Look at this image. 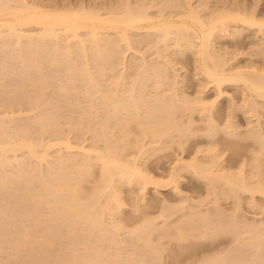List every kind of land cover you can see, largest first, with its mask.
<instances>
[{
	"label": "bare ground",
	"instance_id": "6f19581e",
	"mask_svg": "<svg viewBox=\"0 0 264 264\" xmlns=\"http://www.w3.org/2000/svg\"><path fill=\"white\" fill-rule=\"evenodd\" d=\"M33 1L31 0L30 2L28 0H0V90L1 91L2 90H7V91L15 90L16 91L17 89H23V88L30 87L27 85H30V84L32 85L31 86V88L33 87L32 90H35L34 91L35 94L33 97L34 100L32 102L34 103V105H32L31 103L30 105H28L27 103L29 102L23 101L24 99L22 100V102H25V104L21 102L24 105L27 104L26 105L28 106L26 107L27 109H29L32 106V109L35 110V112H33L32 109L27 110L29 112L34 113V114L28 113L30 115L32 114L31 117L27 116V118H25L26 116L22 115V117H24L26 120L29 117L31 118V119L29 118V121L27 122L30 123L33 121L39 124L41 130H44L48 126H49V129L51 130L50 127H52L53 124L54 125L59 124L60 126V122L57 119L60 120L61 118H63L62 114L66 110L67 111L70 110L69 109L70 107L67 108V106H70V104H74L71 106H75V103L78 102L77 104L80 106V108L75 106L77 107V111L81 109L82 112L85 113V111H83L84 108L81 107L82 105L80 104H83V105L84 103L87 104L85 102L87 101V102H90L89 103L90 105H88L87 107L88 109L87 112L89 113V115L91 113V115L89 116L92 119L89 121L91 125H92V122L96 124L97 119L101 118L99 117V115L96 116L97 115L96 112H99V110H101L100 116L104 115L103 116L104 119L103 117L101 118L103 119L102 122L100 120L102 125H99V126H104L107 129L109 128V130L111 128V130L114 129L115 131L119 129L118 133L120 134L115 132L116 134H118V136L116 134L115 135L113 134L114 133L113 130H112V133L109 130L107 133V129H106V134H108L107 141L108 140L109 142L112 141L110 140L109 136L113 134L114 137L115 136L117 137V138L115 137V139L117 140L119 139V143L120 144L122 143L120 146L122 147L124 146L123 142L125 141L123 140V142H120L122 141V139H120L121 137H123L126 140V138H128L129 136L132 139L133 136L136 135V138H135L136 142L132 144L131 140L129 139L130 142L127 140L128 142L126 141L125 144L126 143L132 144L130 146L131 147L133 146L132 148L136 147L135 151L136 149L138 150L136 155H138V152L139 153L141 152L140 154L142 155L143 151L146 149V146L148 147V145L150 144H153L152 151H154V153L156 150L169 151L170 150L169 148L173 147L175 144H176L175 147L178 146L179 149L181 148V150L185 149V147L188 146L187 143L190 141V139H193L192 137H194V135L196 133L198 134L199 132V131L198 132L196 131L198 130L196 129L198 127H194V124L196 126V124L198 123V122L197 123L195 122V117H194V114L196 112L198 115L201 116V118L199 116L197 117V119L199 118L198 119L199 121L200 119L201 121H205L203 123L204 124L206 123V126H205L206 132H208L207 137L209 136L210 139L215 140L219 132V129H224L226 130L227 133L232 134V135H235V134L240 135V131L238 132V129L242 128L243 126L239 124V122L236 120L237 118L235 119L237 121L236 122L234 120V117H235V112L238 111L239 109H242L245 111L246 114L249 115V117L250 116L252 117V115L257 116L256 119L258 118L257 119L258 121L253 120V122L251 123L250 120H247L246 125L249 127L247 129L246 128L247 126H246L243 129H246L245 133H248V132L249 133L251 132V133L249 135L246 134L248 137L244 135L245 133L243 134L241 133V135H244V137H247V139L249 138V136L251 137L253 136L252 140L257 138L258 141L261 143L260 145L258 141H256L257 139L255 140L258 143V146L261 147L260 150L262 149L264 150V126L262 125L264 124V69L262 68V71L258 70L257 68H256L257 70H253L252 69L253 67L250 68L252 66L251 64H253V63L250 64V60H248L249 63L247 62L246 64H244V65L250 64L248 68L242 67V62L239 63L241 64L239 65L235 58L237 54L240 52H238L237 54L236 53L233 54L234 59H235L234 62L236 61V63L239 66H241L239 67L235 63L238 66L236 67V65H233L232 63L233 62L232 56L229 55L231 58L227 56L230 53H226L227 55H225V52L220 53V50L228 51L226 48L229 49V47H224L223 49H220L217 52L216 48L217 47L219 48V46L215 45L216 43L215 41H217L219 38L221 39L222 37L223 38L227 37L228 39L229 37H231V39L234 38V39L242 40V37H244V32L247 30H250L254 34V37L251 36L252 38H250L251 39L250 41L252 42V39L253 38L255 39V37L256 39L259 38L258 41L259 40L261 41L260 46L261 47L264 46V19L262 18L260 19L258 15H256L255 10L257 9L252 10L253 8L252 6H250L252 7L251 9L248 7L250 5L249 3H248L249 5L247 6V8H249V11H246L244 10L245 8L239 9L243 2L241 0H240L241 1L240 6L238 5L235 6L236 5L235 3H234L235 5H233V3L232 4L230 3V6L233 5L232 7L234 6L239 7L238 9L236 8L233 9L232 7L227 8V6L223 7L227 1L223 4V6L221 4L223 8H221L220 6H217L218 3L215 5L212 2V4L215 5L214 8L213 7L212 9L210 8L208 10L209 12H206L203 14L201 13L203 10L200 11V9L203 7V4L205 3L203 2V0H202L203 4L200 5V2H198L197 0L199 4L197 3V5H195V6L200 5L201 7L200 9L199 7L198 8L194 7L191 1H187L188 3L187 8L184 10H179L180 3L177 0H171V1L172 2L174 1V4H175V1L178 2L179 5L176 4L178 9H176L177 7L173 5L172 3L171 8H169L170 10L167 9L168 8L167 6H170V3L169 5L168 3L167 5L165 4L167 0L163 2V4L166 5L165 9L167 10H164L163 8L164 6L161 3L162 0H159L161 2L158 1V3L162 4L163 6V7L161 6L162 9L161 7L160 9L158 8L155 9V6L157 5L155 4L156 0L155 1L154 0H134V1L130 0V1H125L126 3L123 2L126 8H124L125 6L120 5V4L118 5L117 3V5L115 6H120V8L122 9L120 10L119 7H116V9L118 8L117 9L118 11H115L116 9L115 10L113 9L115 7H113L112 4L111 6L113 8L111 7L110 8L111 10L108 9L109 6L107 7L106 5H102L104 6L103 8H105L106 6V8L108 9V11L107 10L105 11L106 9L105 8L103 11L102 8L99 9V8L91 7L90 4L88 5L89 2L87 3L84 0L82 1L87 3L88 6L85 4H82L84 2L80 4L77 3L78 4L77 5V4H74V2L72 3L71 1L68 4L66 3L63 4L62 3L63 1L61 2L62 4H57L56 3L57 1H53L55 2V4L53 2L52 3L48 2L52 0H48V1L45 0L46 3H39L38 2L39 0L38 1L36 0L37 2H35V0ZM42 2H44V0H42ZM64 2H67V1H64ZM127 2L130 3L128 4L129 6L126 5ZM94 4L97 7H102V6L96 5L95 2ZM94 4L92 6H94ZM113 4H116V3H113ZM161 4H158L157 7H159V5ZM244 5H246V2L241 7H245ZM210 6L208 3L203 9L205 10L206 7L208 8ZM247 38L249 37H245L246 40ZM254 42L255 44L258 43L257 41H254ZM251 44L252 46L250 45V43L247 46H250L252 48L253 42ZM257 45L259 44H256V48L257 50H259V48L261 47L258 46L259 47L258 48ZM124 47H126V50L132 49V51H136V49H139L137 47L143 48V51L145 50L146 53L144 52L139 53L141 49L137 50L138 52L136 51L134 53L135 54L139 53V55L144 53L143 55L145 57L149 55V53L147 52H151V54L153 53L152 51H148L152 48L154 50V53H156L155 54L156 57L158 56L159 58V59L157 58L158 60L154 59L155 61L154 60L148 61L147 57L146 59L143 57L141 58L142 62L140 63H138V61L128 62L130 64L129 66L130 68L127 66L126 63H125L126 64L125 65L126 68H125L123 64L122 72L124 71L123 73H125L126 71L127 73V74L125 73L126 76L129 74L128 71L130 72V70L137 69L136 71L135 70L134 71L136 73L139 72L138 75H135L136 73L135 74L133 73L134 75H132V71L130 72L131 73L130 76L132 75L133 77L134 76L138 77V78L131 77L133 80L135 79L133 82V87H128L130 85L127 86V84L132 83L130 82L131 78H130V81L128 80L130 83H128L126 81L127 77L123 73L121 77H119L121 72L118 75L117 73L119 72H117L114 75L116 78L118 77L117 81L119 79V82H116V79H114V77L112 78L114 79L112 81L110 76L106 73L109 70L103 71L105 69L106 70L110 69L111 67L109 66H112L114 70L112 69L111 73H115L116 71L115 67L118 64H119L118 66H121V64L124 63V58L126 57H124L125 55L123 56V54H126L125 53L126 50L125 51L121 50ZM250 47L248 49H250ZM146 48H150V49L146 51ZM248 49H246L245 52ZM253 49L254 47L251 50ZM260 50L263 53L264 51L263 48H261ZM254 51L255 49L253 50V52ZM187 52L188 54L189 52L192 53L190 55L191 56L193 55L194 57L196 68L200 70V72L203 74V76H205V78L209 81V83H213L219 95H222V93L224 95V91L226 90L224 88V85L229 82H230L229 85L231 84V82H234L235 84H237L236 86L241 85L242 87L240 90V93H243L245 96L243 94L242 95L239 94V96L241 95L240 98L244 96L243 97L244 99L242 98L244 102L242 101L243 103L241 105L243 108L240 106L241 100L240 102L236 104L237 99L236 101L233 99L232 103L235 102V106L237 105L238 110L236 109V107H235V110L233 109L234 107L230 109L228 107L229 106L232 107V106L226 105L227 108L229 109L228 112L226 111L228 113L227 114L228 119L231 118L233 120L230 122H226L223 128H220L221 123H217L218 119L220 118H219V114H215L217 113L215 112L216 110L215 107L217 104L216 100L208 101L204 97L205 95L204 96L202 95L203 94L202 92H206L207 89L206 90L203 89L206 87L203 85L204 86L202 88L203 90L201 88L200 90H197L196 93L198 94L195 93V95H197L196 97L195 95L189 96L187 94L189 91L184 93V89L182 87H184L185 85H183L182 87L180 85L183 79L180 78L182 74L179 75L178 71H181L180 69L184 68L185 64H183L184 66L182 68L180 67L179 69L180 65H177V64H182V63L179 59L177 62L176 58L179 57L178 55L183 56ZM234 52H232L231 50V53H234ZM248 52L249 54L251 53L250 51ZM248 52H246V54ZM257 52L258 51H256V53ZM259 53L257 55L253 54V57L256 55V58H258ZM262 53L260 55H262ZM143 55H140V56H143ZM122 56H123V59H122ZM191 56H188V57H191ZM81 57H85L83 58L85 62L81 59ZM249 57L247 56V58ZM253 57L251 55V58ZM137 58L138 59H135V60H139L140 57H137ZM153 58H151V60ZM122 60L123 62H121ZM79 61H83L84 64H81L83 62H80L81 64L80 65ZM256 64H259V63L257 62ZM253 65L255 69L256 65L255 64ZM91 66L92 68L94 67L92 71H95V70L97 71L98 69H99L98 71H101V72L97 71L98 72L97 74L95 72L96 76L98 75L100 77L101 76L100 73H102L101 77L105 78L107 74L109 76L108 78L111 79L110 83L112 82V85L114 82L116 83V84L114 83L116 88L115 87L112 88V86L110 88L109 86L110 83L108 82L109 80L106 83L105 81L104 83H100V82H103L102 79L100 80L101 77L99 78L97 76L99 78V81H98V78L94 80L95 74H92L93 72L90 73L92 69L90 68ZM262 66H259V67H262ZM127 67L130 70H127ZM168 69L173 70L174 77H172V72H171V77H170V74H169L170 72L168 73ZM176 71L178 73H176ZM197 72L199 73V71ZM184 73H185V70H184ZM77 74L81 75L84 78V79L82 78L83 79L82 81L84 83L82 81L79 82L78 78L81 76L78 77ZM76 76L78 77L77 79H76ZM183 76L185 77V75ZM89 78L90 79L92 78L94 81L91 79L92 81L90 82ZM121 78L123 82L120 81ZM197 78H199L198 74H197ZM53 80L55 81V84H56V81H59L58 82L59 85L55 87V84H53L54 83ZM87 80H89V82ZM76 81L77 83L78 82L80 83L79 84L80 86L79 85L76 86L77 85ZM95 81H97V83L99 82V84L95 83ZM124 81L127 82L126 90L128 91L130 89L129 90L130 92L128 91L130 93V94L128 93L130 95L129 97H128L126 90H124L125 94H123L122 92V90L125 88ZM120 82L124 83L122 84L123 86L122 90L120 89L121 87L116 86L118 85L117 83H119L120 85ZM66 83H69L71 87L70 85H67ZM94 83L100 86H102L101 84H103L102 87H104V85L108 83L107 86L109 88H105V89H109V90L111 89V90L107 91L102 88L104 90L103 91L100 89L101 87L96 89L98 86L96 87ZM183 83H185V81ZM73 84H76V85H73ZM86 84H89L87 85L88 87H92V86L96 87V88L92 87L93 90L94 89L96 90L95 91L90 90L92 88H87V86H84ZM167 85H170V86H167ZM53 86L56 89L52 88ZM161 86L169 87L170 89L174 88L173 93L169 92L170 91L169 88H168L169 91L166 90L167 88L166 89L163 88L161 90L162 88ZM178 86L179 88L177 89ZM117 88H119V90L121 91V94L120 92H115L116 90L114 91V89H117ZM30 89H26L28 90L29 94L33 93L31 92L32 90L30 91ZM53 89H55V92H57L55 96L59 97L60 95H57L59 93L63 97L65 96L63 100L61 99L62 102L59 101L60 98H62L61 96L60 98H58L59 100L57 99V97L55 98V96L53 98L48 96L49 94L48 91L53 92L54 94ZM152 89L154 91L156 90L155 93L152 91ZM23 90L22 91L20 90V92L22 93ZM26 90L24 91L26 92ZM15 91L14 93H16ZM166 91L168 92V94ZM10 92L13 93L12 91ZM17 92L19 91L17 90ZM7 93L5 92V94ZM11 93H8V94L11 95ZM71 93L73 94L78 93L77 94L78 97L75 96L76 94L74 95L75 96L74 98H76V100L78 98L79 99L85 98L84 103L82 101H81L82 103L80 102L81 99L75 102L74 98L70 97ZM79 93L81 94L79 95ZM225 93L227 95V91ZM230 93L231 92L229 91L228 97H230ZM64 94H67V96L69 95L68 99L70 102H72L71 100H74L75 102V103L67 102L68 105L67 104H66L67 106L65 105L66 110L62 109L65 107L64 106V103H66L65 101L68 100L66 98V95ZM184 94L185 95L187 94V96H185ZM7 95L6 97L9 98V95L8 96ZM82 95H84V98L82 97ZM125 95H127L128 98L125 97ZM0 96H2V93ZM30 96H33V94L28 95V97ZM86 97L87 98L89 97V98L87 99ZM178 97L179 99L180 98L181 99L179 100ZM233 97H231L230 99H232ZM8 98L7 100H9ZM10 98H12V96ZM24 98L26 99L27 97H24ZM33 98L30 97V98H27L30 100H27V99L26 100L31 102ZM2 99H3V96L0 100ZM4 99H5V96H4ZM52 99H54L55 101L56 108L59 107L58 109H55V110L58 111L61 109L60 110L61 112L64 111L62 113H60L59 111L62 117L55 119V121L57 120L56 121L57 124H55L56 122L53 120L54 118L52 119L53 115L51 113V110L54 109L52 107L55 106L54 104L53 106L51 105L54 102L52 101ZM94 100H96V102ZM5 101L6 99L4 100V102ZM14 101L16 102V98ZM0 102L3 103V100ZM15 102L13 104H15ZM17 102L15 104L16 106H17ZM59 103L63 107L61 106L60 108V106H58ZM97 103L99 105H97ZM5 104H9V103L5 102ZM5 104L2 106H5ZM13 104H10V105H12V107H16ZM46 104L48 108L44 109L42 105L45 106ZM12 107L10 106L9 108V106L7 105L4 109V107L0 106V181H1L0 187H3L2 184L5 183L9 188V185L11 183L8 184V182H14L13 181L14 179L11 177H14L15 175L16 176L14 178L17 179L16 180L17 185H15L14 187V184H16V181H15V183L11 184V187L16 188V186H18V184L21 185L22 184L21 182L23 181V184L25 185L24 190L22 188H19L20 185L18 186V189H22L20 191H23L24 193L22 194L24 195H23V198L21 197L22 199L20 200L19 198L21 195L19 194L20 195L19 196L17 194L19 196L17 198L18 199L17 202L19 200L21 202H24L23 206L21 205V202L20 203L18 202V203L27 212H25L26 214L23 213V215H25V217L23 216L24 218L23 220L22 215H21L22 213L21 211H23V209L19 208L21 210L20 213L18 212V210L14 209L18 207L17 205H19L15 201V198L17 196L15 197L14 194L18 193L16 192V190L12 192L13 190L11 191V189L9 188L11 191V192L9 191V193L10 194L12 193V195H14L13 197L12 195L10 196V198L12 197L11 198L12 201H10L12 203L8 202L6 204L5 201H9L11 199L4 196L5 198L1 200V197H0V200L3 201L2 202L3 205H0V236L5 234L6 236L4 235L5 238L3 236V240L4 239L7 240L8 237L11 235V237L7 241L8 244L4 242L5 240L3 241L2 239H0L4 242V244H2V241L0 242L1 243L0 253L1 252L2 254L4 253L5 251L4 249L6 248H3V247L5 246L6 247L8 246L5 252L8 251L7 253H9V250H10V253L13 252L12 254H10L11 255L10 258L5 257V256H8L7 253H5L6 255L3 254L1 259L5 257V260L7 259L6 262H8L9 259L14 260L12 261V263L14 264H163L164 262H166V261L163 262L162 260L165 258V256L163 255H166L163 251L166 250L167 247L163 244L165 240L162 242L160 241L168 237V242L173 246L170 247L168 245V247L170 248L169 249L167 248V249L171 251V248L172 250L174 248V250L177 252L176 255L180 254L184 256L186 259L184 262L181 261L182 263L179 260L178 263L180 264H242V263L244 264V262L245 264L249 263L248 262L249 260L247 258H246L247 262L245 260V256L249 258L248 255H245L246 250L244 253L243 252L244 247L243 248L241 247L243 245H245L246 247V244H248V241L240 238L241 236L239 234L240 232L239 233L237 232L238 230L237 231L235 230V232H231L234 234L237 232L236 234L237 235L239 234L238 236H236V234L235 235L232 234L233 237L231 238V243H232V240L234 241L237 240L239 242L240 239H242L243 243L240 241L239 247L241 248L240 251L243 252V255H241L242 254L241 252H239L240 253L239 254L238 251L236 252L239 255L238 254H235L237 256L232 255L231 253L232 249H229L230 247L229 248L226 247L227 250L226 248L221 249L219 247H218L219 249H216V247H214L213 249L208 248L207 250L208 253H206L207 252L206 250H199L197 252V250L200 248L198 247V245H196L198 243V240L195 242V240L197 239L196 236L201 237L202 238L201 240H203L205 237L209 235L207 239H210L211 235L217 233L216 231L220 229V228L218 229V227L216 226V225L219 226L220 223L214 220L213 222H211V219H207L206 214L201 211L203 214L201 218L203 216L205 217V218H202L201 220H204L207 223L205 224L204 221H202L203 225L204 224L205 225L204 226L202 225L201 227V222H200V227L197 226L196 221L199 220L198 218L199 215L197 217L198 210L196 212L195 209L198 207L199 204L197 203L199 202L200 199L197 200L196 198V201H194L195 203L197 202L195 206V203L192 201V199L195 197H192V199H190L189 195L186 196L184 191L181 189L182 187L180 183L182 182V179L185 177L184 176L185 172H189V173H192L197 178V180L199 179L203 181L205 185H207V188H208L207 192L211 194L215 193V196L220 195L219 197L221 198L224 195H226V197L228 196V198L232 195V197L235 196V199H238V197H240L241 192H250L251 195L253 196L258 193L264 196V189H263L264 184H262L258 180L259 184L256 182L254 183L260 186L258 185L255 186V184L252 181L256 176L257 177L259 176L258 178H260L261 176L262 169L260 170L259 167L261 165L260 163H262V160L259 157L254 159L257 153L256 154L254 153L255 156L253 155L254 157L250 161V162L253 161V163L255 164L254 166L255 170L254 168H252L254 164L251 163L252 164L251 171L254 170V172L247 171L249 172V175H247V173L244 174V173L238 172L239 173L238 175L233 176L230 173L223 172L225 166L223 168L222 166L223 164L221 163V160L219 159L220 154H218L217 149L215 147L212 148L213 150H215L213 152V155H210V154L208 155L207 151L211 149L210 146L212 145L210 146L208 145L205 151L203 149L202 157H201L202 154L200 156H197L200 153V149H202V148L198 149L200 147L199 146L197 147V149L199 150L198 154L193 156L191 159H187V160L181 159L178 162H177L178 159L174 160L177 163L176 164L174 163L175 165L173 164L174 167H172V170L168 175V178H167L168 181L166 180L165 182H168L167 184H170L174 188L173 189L170 186L173 190H175L174 192L178 194L179 197H181V198H178L180 204L172 205L174 203H173V200L171 199L170 203L171 202L172 203L170 205L169 203L170 198L168 199V198H165L164 196L163 200L168 199V203L166 202V200H165V203L161 200L163 202V204L161 203L163 206L161 208L163 209H161L162 211L159 213L161 215L158 214L154 217L147 216L150 218H147L145 216L146 217V218L144 217L145 220L143 219L144 222L142 223L138 222L137 226L135 224V226L131 228L129 227L130 229L128 228L129 230L127 229V231H125L126 229L124 228L125 227L124 222L122 221L123 224L120 222L123 217L122 218L120 217L121 219L119 218L120 221L114 220L116 216L117 217L115 219H117L120 216L117 214L121 213L122 211L121 209L124 204L123 199H121L123 196L121 197V194H120V192H122L121 187H123V185H126V184L130 185L131 187L133 185L134 187V184H137L138 186L137 185L136 186L138 187L139 190L136 191V194L139 193L138 196H140V199L142 198L146 200L147 196L145 197V195H147L146 191L148 189L150 190V188L153 187V189L155 188V191L158 190L157 192H155L158 194L159 185L161 188V185L164 184L162 179L159 180L158 178L156 180L155 177L150 176L151 174L145 171L146 168L144 169V166L141 165L142 163L141 164L140 162L138 163V159L140 160L141 158V157L138 158L140 154L138 155V157L136 155L132 154L133 155L132 156L130 154L131 158L129 159L128 157L127 159V157H125L124 154L128 153L127 152L128 149L126 150L125 153L122 152L124 151V148L127 146V144L123 148H119V145H115L116 144V142L114 141L115 139L113 140L115 144H113L112 142L111 143L112 145L109 142L108 144L106 140L104 143H102V141H104L103 139L104 138L106 139V137L104 136H101V138H103L101 143L102 144L106 143V145H104L105 147L103 146V148L93 147L90 145H89L90 147H87V145L85 146L84 144H82L83 143L82 138H81L82 143L80 142L81 143L80 145L78 143H77L78 145H76L75 143L74 144L71 143V141L70 142L67 141L66 137L64 138L65 140L62 139L64 136L60 137L61 139L57 137L59 138V140L56 139L57 141H55L54 139H52V141H48L51 139L50 138L47 140V142L45 141V143H42L44 142L42 140L41 142L36 143L34 138L32 137L34 133L32 132L33 128L25 125L24 123L22 124L23 121L20 118L21 117L20 113H22L23 110H26V109L21 108L23 110H20L19 109L20 107L17 106L19 107L18 109L20 110V111L17 110L20 112L19 113L15 111L16 108L13 109ZM1 108H3L4 110L2 109L1 111ZM94 111L96 115L94 114ZM244 111H243V115L245 114ZM87 112L85 114H87ZM16 113H19L18 114L19 117H17ZM56 113L55 112L53 113L54 116ZM79 113L80 112H77L78 115ZM92 113L96 116V118L94 115H92ZM85 114L83 115L84 116L83 118L89 119L88 117H86L88 115L85 116ZM92 116L96 119L95 122H94L95 119H93ZM68 117H70V114L68 115ZM78 117L81 119V116L74 117V119ZM17 118H19V120ZM64 118L65 119H62L63 122L64 120H67L66 117ZM246 118L248 119V117ZM19 121L20 122L22 121V122L20 123ZM84 121H83V125H84ZM254 121L255 123L257 122L255 126H253ZM27 122L25 121L26 124ZM33 122L31 124L28 123V125L34 126ZM67 122L68 121H65V123ZM70 122L73 125L72 119L70 120ZM81 122L82 121L80 120L79 123L82 125ZM235 122L240 125L239 128H238V124H236ZM65 123H62V125H64ZM68 123L66 125H68L69 127L70 123L69 124ZM90 124L86 125V128L84 127L86 129V132H87V126H88V129H91L93 127V126L91 127ZM81 125H79L80 127L78 126L79 129L77 128L79 131H82L80 130V128L83 127V126L81 127ZM65 126L64 127L62 126V127L65 128ZM94 126L96 127V125ZM99 126L96 127V129L95 127L92 129L93 130L95 129L96 131L98 130L97 128H99L100 130ZM53 127L54 128L52 129L56 130L55 126ZM73 128H76V127H73ZM84 128H82L83 132L85 131ZM229 128H232V130H229ZM49 129L46 128L45 129L46 132ZM69 129L70 131L72 130L71 126ZM200 129L203 130V128H200ZM50 130L49 132H47V134L50 133ZM74 130L75 129H73V131ZM99 130L96 135H93L95 131L91 132L93 135V138L95 136L99 138V136L101 135L99 134ZM240 130L243 132L242 129ZM102 131H103V128L101 127L100 132L102 133ZM83 132H80V133L82 134ZM39 133L37 135H39ZM55 133L56 135L58 134L57 131H55ZM104 133H105V130L103 131V134ZM76 134H78V132ZM106 134L104 135L106 136ZM41 135L43 134H40V136ZM114 137L111 136L112 139ZM133 139H132V142L134 141ZM146 139L148 140L149 144L148 143L146 144L145 142ZM98 140H100V138L97 139V142ZM209 142L211 141L209 140ZM38 143H41V144H38ZM135 143L136 145L137 144L138 145L134 146ZM93 144H94V141H93ZM93 144L91 143V145ZM96 144L98 145V143ZM197 144H201V143H197ZM209 144H212V143H209ZM55 146H59L60 148L58 149L60 150L59 154L56 153L55 155L54 153L51 155V159H53L52 156L55 159V165L50 166V164H46L47 166H49V168H47V166H45L44 164V167L47 168V171L44 172L43 170L45 168H42L43 167L42 164L44 163L43 161L47 160V158L50 157V154H51L50 151ZM40 147L42 148L41 150L39 149ZM149 147L147 149H149ZM154 147H155V150H153ZM120 149H123V150L120 151ZM130 149H129V153H130ZM56 150H57L56 148H55V151L53 149L54 152H56ZM62 150L66 153L61 152ZM263 150L261 151L263 153H262V156L260 157L264 156ZM22 151H23V155L25 156V158L28 157L27 161L29 162L25 160L23 155L19 157V155H21L19 154V152H22ZM210 151L212 153V150ZM257 151L258 150H256V152ZM261 152L258 151V153H261ZM24 153L27 155H25ZM204 153L205 154L207 153L206 155L208 156H206ZM21 159L24 162L26 161V163H30L29 167H27L28 164H26L27 166H25L24 162ZM255 160L257 161L256 163L254 162ZM69 162L70 164H68ZM97 164L99 167L98 168L99 171H101V173H99L101 177L100 176L98 177L96 175L99 179L101 178L100 179L101 181H98V184L96 183V181L91 182L92 180L94 181L96 179L94 177H90L93 174H95L93 173L94 171L93 166L94 165L97 166ZM54 166H57L56 169ZM9 167H11V170L9 169ZM92 168H93V171H92ZM7 169H9L10 171ZM13 170L17 172V173L15 172L14 176L12 175L14 173L11 174V171ZM38 170L40 171V173L38 172ZM41 170L46 175L42 174L43 172ZM47 172L49 173L47 174ZM236 173H234V175ZM7 174L9 175L7 176ZM91 178H94V179H91ZM7 179H9L10 181ZM87 179H88V183L89 181L91 184L93 183L91 185L92 186L91 188H89L90 186L88 187L87 184H86L87 185L86 187L84 188L82 187L83 183L87 181ZM18 180L20 181V183L18 182ZM249 180L252 181V184L250 183ZM3 181L5 182L3 183ZM87 187L89 188V190L86 189ZM5 188L8 189L7 187ZM3 190L2 188H0V191H3ZM157 194H154V195L157 197ZM132 195L136 197L134 194V191ZM103 196H105V198H103ZM219 197L217 198L218 202H220ZM6 198L7 200H5ZM140 199L138 198V200ZM149 199L150 198H148L147 201H149ZM189 199L193 203L190 202V205L188 206L187 201ZM14 202H16L14 204V206L16 205V207L12 205ZM150 202L152 203V200ZM183 202H186V203H183ZM151 203L148 206H151ZM7 205H10L11 207ZM146 205L147 203L144 204L143 206L145 207ZM185 205L186 207L187 206L188 207L186 208ZM24 206L26 208H24ZM181 206H182V209H181ZM5 207L6 209L7 207H9L8 210L12 208L10 211L15 210L18 213L16 212L15 214L14 212L12 216H9L11 215L12 212L6 210ZM178 207H180L178 209L179 211L180 209L181 211H184V207L185 209H188L189 207L194 208L193 211L194 210L195 211L193 213L195 214L196 212L197 214L196 215L191 214V215H193L192 220L196 218L198 219L196 221L194 220L195 221L194 224L196 225L190 226L191 223H193L191 218L189 217V220L191 221V223L189 220L186 219L188 218V216H191L187 214L189 211H190L189 214L191 213L192 211L191 208L189 209V211L185 210L186 211L185 214L187 215H185L184 218H183L184 214L182 213L183 214V215L181 214L182 216L179 215L182 217L180 218V220L177 221V219H175L176 221H173L174 224H170L171 221L169 223L168 218H171V216H173V214L175 213V212L173 213V211L174 210L176 211L177 210L176 208ZM177 212L178 211H176V213ZM5 215H7V217ZM159 216H160V219L163 220L161 221V223L160 221L159 222L156 221L158 220L156 219V217L159 218ZM15 217H17L18 219L19 218L21 219V220L19 219L20 220L19 222L17 221L18 225L17 223L10 222L11 220L12 222H16V220L14 219ZM130 217H133V216H130ZM12 218L14 219V221ZM25 219L26 221L28 219V221L24 222ZM207 220L208 221L210 220V222H208ZM37 221L39 222L41 221L42 225H40L39 222L38 224L42 227H40L36 223ZM155 221L160 224H157ZM166 222L168 223L167 225H166ZM214 222L215 223L217 222V224H215ZM31 223L34 224V226L33 225L31 226ZM237 223L236 224L233 223L231 226L233 225L238 226ZM27 224H29L30 226L29 225L27 226ZM43 224H44V229H40V228H43ZM211 224H214V226H216L215 227L216 230L214 229V226ZM168 225L171 228H173V230L171 229L169 230L170 227ZM186 225H188V227ZM18 226L19 227L21 226L20 227L21 230L23 229L22 227H25V226H27L28 229L27 227H25L23 231L21 232V230L18 231ZM165 226L166 227L168 226L166 229L167 231L166 230H164L165 232L162 231L164 234L162 233L163 236L162 234L159 236L161 238L159 242H157L158 244L159 243L163 244L164 247L162 248V245H158L155 242L151 241L152 240L151 235L153 231H155L154 229L157 228V230L158 229L160 230V227L166 228ZM226 226L229 227L228 225ZM226 226H224V228L227 234L229 229L226 228ZM29 227L30 228L35 227V228L33 229L31 228V232H28L30 231ZM37 227L39 229H37ZM62 229H65V231L63 232ZM209 229H212V231ZM231 229L234 230L233 228ZM231 229L229 231H232ZM213 230L215 231L214 233H213ZM222 230L223 229H221V231ZM225 230L223 231L225 232ZM210 232L213 234H211ZM125 233L129 235H124ZM60 235L62 239L60 240V242H58L59 241L58 237H60ZM62 235L65 237V239H67L68 237L72 239L70 245H68L70 238H68L67 243L64 242L65 243L64 246H66V248L63 247L62 245L63 241L65 240ZM192 237L193 238L196 237L194 238L195 240ZM190 238H192L193 240V241L192 240L190 241L192 243H189ZM130 240H134V241L130 242ZM253 240H255L254 241L255 251L258 254L259 250H261L263 247L262 240H264V238L262 240H259L258 238L252 237L251 241ZM5 243L7 245H5ZM58 244L59 245L61 244L64 250H62L63 248L60 250L61 246L58 249L57 248ZM66 244L68 245V247ZM9 247H11L12 250L15 249L16 251L15 250L12 251L11 248ZM235 247H237V244L234 246V249ZM56 248L57 250H60V251H57ZM211 249L212 251L209 254V251ZM237 250H239V248ZM22 251H25V253L27 254L26 255L27 260L26 258L25 260H23L24 259L23 257H25V255H22L24 253ZM175 251L173 252L174 254H175ZM194 252H196L197 254H195ZM198 253L202 255V258H201V255H199ZM13 254L15 255L13 256L14 259L12 258ZM16 254H17V258H16ZM20 254L21 256H23L21 259H20L21 256H19ZM204 254H208V255L203 256ZM175 257L178 258L177 256ZM5 260L2 261L3 264H7V263H4ZM11 260H9L8 262L9 264H12L10 263ZM16 260H18L19 262L18 261L16 262ZM23 261H25V263H21ZM178 263L176 261V264Z\"/></svg>",
	"mask_w": 264,
	"mask_h": 264
},
{
	"label": "rangeland",
	"instance_id": "374dc122",
	"mask_svg": "<svg viewBox=\"0 0 264 264\" xmlns=\"http://www.w3.org/2000/svg\"><path fill=\"white\" fill-rule=\"evenodd\" d=\"M28 1H30L31 2V0H28ZM33 1V0H32ZM38 1V0H37ZM36 0H35V2H37ZM48 1V0H47ZM53 1H57L56 3L57 4H64V3H66V4H68L70 1L73 3L74 2V4H77V3H82V2H89L88 3V5L90 4V6L91 7H94V8H102V10L104 11V9L106 8V6L108 7L109 6V8L108 9H110L112 6L113 7H115V8H113L114 10L116 9V7H119L120 8V6H115V5H117V3H118V5L120 4V5H123V6H125L124 4H123V2H125V1H130V0H84V1H80V0H52V1H48L49 3H52ZM58 1H60V2H58ZM63 1V2H62ZM64 1H67V2H64ZM78 1H80V2H78ZM134 1V0H133ZM155 1V0H154ZM153 1V2H154ZM158 1L159 0H156L155 1V4H157L156 6H155V9L156 8H158V9H160V7L162 6V4H163V2L165 1V0H162V2L161 1H159V2H161V3H158ZM167 1H169V2H167ZM166 2H165V4L167 5V3H168V5H169V3H170V6H167L168 8L167 9H169V8H171V4L173 3V5H175L176 6V4L177 5H179L178 4V2L177 1H179V3H180V8H179V10H184V9H186L187 8V1H191V3L193 4V6L194 7H199V9L201 8L200 7V5L201 4H203V2H208L209 3V6H210V4H211V6L210 7H206L205 8V10H207V11H205L203 8L208 4V3H206V5H205V3L203 4V7L200 9V11L201 10H203L201 13H206V12H209L208 10L211 8L212 9V7L214 8V6L217 4V6H220L221 8H223V7H225V6H227V8L229 7H232L233 5H235V6H240V4H241V1H245L246 2V5H244L245 7H241V6H243V4H245V2L243 3L242 2V5L240 6V8L239 7H232L233 9L234 8H236V9H244V10H246V11H249V8L251 9L252 7V10H255V9H257V10H255V12H256V15H258V17L261 19H264V0H203V2H202V0L200 1V0H198V2H200V5L199 6H195V5H197V0H177V1H175V4H174V1L172 2L171 0H167ZM217 1V2H216ZM222 1V2H221ZM224 1V2H223ZM227 1V2H226ZM231 1V2H230ZM255 1V2H254ZM34 2V1H33ZM39 3H46L45 2V0H44V2H42V0H39L38 1ZM62 2V3H61ZM82 3V4H85V5H87V3ZM91 2V3H90ZM94 2L96 3V5H99V6H102V5H106L105 6V8H103L104 6H102V7H97V6H95V4H94ZM202 2V3H201ZM211 2V3H210ZM212 2H213V4H215V5H213L212 4ZM220 2V3H219ZM227 4H226V3ZM54 4H55V2H53ZM94 4V6H92L93 4ZM113 3H116V4H113ZM122 3V4H121ZM126 3V2H125ZM226 5H225V4ZM230 3L232 4L233 3V5H231L230 6ZM235 3V4H234ZM238 3V4H237ZM250 5H249V4ZM92 4V5H91ZM109 4V5H108ZM111 4H112V6H111ZM128 4H130L129 2H127V4L126 5H128ZM158 4H161V5H159V7H157L158 6ZM165 4H163V8H164V10H167V9H165ZM199 4V3H198ZM221 4H222V6H223V4H224V6L222 7L221 6ZM78 5V4H77ZM87 5V6H88ZM151 5V4H150ZM183 7H182V6ZM229 5V6H228ZM249 5V6H248ZM129 6V5H128ZM174 6V7H175ZM247 6L249 7V8H247ZM250 6H252V7H250ZM261 6V7H260ZM122 7V6H121ZM162 7H161V9H162ZM177 7V6H176ZM124 8H126V6L124 7ZM154 8V7H153ZM172 8H173V6H172ZM108 9L106 8L105 9V11L107 10L108 11ZM112 9V10H113ZM118 9V8H117ZM115 10V11H118V10ZM176 9H178V7L176 8ZM111 10V9H110ZM120 10H122L121 8H120ZM124 10V9H123ZM170 10V9H169ZM259 10V11H258ZM211 11V10H210ZM261 16V17H260ZM250 30H247V31H245L244 32V37H242V40L241 39H231V37H229V39L227 38V37H222L221 39L219 38L218 40H219V42H218V40L217 41H215L216 43H215V45H217V46H219V48L217 47V46H215V47H217L216 48V50H217V52L220 50V49H223L224 47H229V49L228 48H226L228 51H226L225 49V51H223V50H220V53L222 52V53H224L225 52V55H227L226 53H230V54H228L227 56H232V59H233V65H236L237 63L239 64V63H241L242 62V67H249L250 66V64L251 63H253V64H255L256 66H255V69H254V65L253 64H251L252 66L250 67V68H252L253 70H261L262 71V68L264 69V55H263V53H264V51H263V53L261 52V48H263V50H264V46H260V40L258 41V39L259 38H257L256 39V37H255V39L253 38L252 39V42H253V47H254V49H255V53L253 52V50H251L252 48L250 47V46H247L249 43H250V45L252 46V42L250 41L251 39L250 38H252V37H254V34H253V32L252 31H250ZM247 35V36H246ZM252 36V37H251ZM245 37H249V38H247V40L245 39ZM227 39V40H226ZM231 40V41H230ZM239 40V41H238ZM257 41L258 43H256V44H259V45H257V47L259 46V47H261V48H259V50H257V48H256V44H255V42L254 41ZM234 41H236V42H238V43H236V42H234ZM234 42V43H233ZM241 42V43H240ZM244 42V43H243ZM231 43V44H230ZM246 43V44H245ZM218 44H220V45H218ZM243 45V46H242ZM246 46V47H245ZM244 47V48H243ZM250 47V49H248ZM137 48H139V49H141L140 51H139V53H142V52H144V53H146L145 52V50L143 51V48H140V47H137ZM248 49L246 52H248V51H250L251 53V55H252V57H253V54H258L259 53V51H260V53H259V57L258 58H256V55L253 57V58H251V55L249 54V52L246 54V52H245V50L246 49ZM139 49H136V51L137 50H139ZM145 49V48H144ZM148 49H150V48H146V51L148 50ZM121 50H126V47H124L123 49H121ZM231 50H232V52H234V53H231ZM123 51V52H124ZM132 49H127L126 51H125V53L126 54H123V52H122V54H123V56L124 57H126V58H124V63H122L121 64V66H118V68H117V66L115 67L116 68V71H115V73H111V71H112V69H113V67L112 66H109V67H111L110 69H105V70H103V71H108V72H106L109 76H110V78L112 79L113 77H114V79H116V82H119V79H118V81H117V78L114 76L117 72H119V73H117V75L118 74H120V72H121V74L119 75V77H121V75H122V73L124 72H122V69H123V64H124V66L127 64V66L129 67L130 66V64L128 63V62H132V61H138V63H140V62H142V60H141V58H145L146 59V57H147V59H148V61L150 60V61H153L154 59H157L158 58V56L156 57V53H154V50L151 48L150 50H148V51H152L153 53V55L151 54V52H147V53H149V55L148 54H146V55H148V56H144L143 54H140V55H143V56H140L139 55V53H137V54H135L134 52H136V51H132ZM256 51H258L257 53H256ZM131 52V53H130ZM138 52V51H137ZM238 52H240V53H238ZM242 52V53H241ZM245 52V53H244ZM237 54V56H236V61H237V63H236V61L234 62V56H233V54ZM243 53H244V55H243ZM262 53V55H260ZM135 54V55H134ZM190 54H192V53H190L189 52V54H188V52L185 54V55H183V56H181V55H178L177 57L178 58H176V61L178 62V59L181 61V63L182 64H177V65H180L179 66V69H180V67L182 68L184 65L183 64H185V67L184 68H182V69H180L181 71H178L179 72V75H181V79H183V81L180 83V85H181V87L183 86V85H185L184 87H182L183 89H184V93H186V92H188L187 94L190 96H192V95H195V93H196V91L197 90H200V88L202 89L204 86L206 87V88H203V89H207L206 90V92H202L201 94L206 98V100H208V101H212V100H216V107H215V112H217V113H215V112H213V113H215V114H219V118L220 119H218V117H217V119H218V122L217 123H221L220 124V128H223V126L225 125V123L226 122H230V121H232L233 119H231V118H229L228 119V111H229V109L228 108H233L234 110H235V107H236V109L238 108L237 107V105L235 106V102H233L232 103V101H233V99L236 101V99H237V101H236V104L238 103V102H240V100H241V102H240V106L242 105V103L244 102L243 100H242V98L245 96L243 93H240V90H241V85H238V86H236L237 84H235L234 82H231V84L229 85V83H227V84H225L224 85V88L226 89H224L225 91H224V95H223V93H222V95H219L218 94V91H217V89H216V87L213 85V83H209V81L205 78V76H203V74L200 72V70L198 69V68H196V65H195V62H194V57H193V55L191 56ZM232 54V55H231ZM239 54H241V55H239ZM138 55V56H137ZM123 56H122V59H123ZM188 56H191V57H188ZM229 56V57H230ZM247 56L249 57V58H247ZM133 57V58H132ZM137 57H140L139 58V60H135V59H138ZM153 57H155V58H153ZM83 58H85V57H81V59L84 61V59ZM151 58H153L152 60H151ZM191 58V59H190ZM231 58V57H230ZM80 59V60H81ZM127 59V60H126ZM131 59H133V60H131ZM159 59V58H158ZM157 59V60H158ZM237 59H239V60H237ZM129 60V61H128ZM131 60V61H130ZM182 60H184V61H182ZM248 60H250V64L247 66V65H244V64H246L247 62H248ZM83 61H79V64H80V62H83ZM125 61H127V62H125ZM155 61V60H154ZM180 61H179V63H180ZM85 62V61H84ZM84 62L83 63H81V64H84ZM121 62H123V60L121 61ZM184 62V63H183ZM259 63V64H256V63ZM126 63V64H125ZM236 63V64H235ZM249 63V62H248ZM80 64V65H81ZM237 64V65H238ZM182 65V66H181ZM236 65V67H238L239 65H241V64H239L238 66ZM263 65V66H262ZM259 66H262V67H259ZM108 67V68H109ZM127 67V70H130L129 68ZM178 67V66H177ZM239 67H241V66H239ZM261 68V69H259V68ZM90 68H92V66L90 67ZM94 68V67H93ZM93 68L91 69V71H90V73L91 72H93L92 74H95V72H96V74L98 73V72H101V71H92L93 70ZM121 68V69H120ZM125 68H126V66H125ZM125 68H124V70H125ZM257 68V69H256ZM97 69V68H96ZM172 69V68H171ZM174 69V68H173ZM114 70V69H113ZM135 70V69H134ZM134 70H130V72L132 71V75H134L136 72V70L134 71ZM170 69H168V73L170 74V77H171V72H172V77H174V72H173V70H170ZM184 70H185V73H184ZM195 71V72H194ZM197 71H199V73L197 72ZM110 72V73H109ZM114 72V71H113ZM129 71H128V75L126 76L125 75V73H126V71H125V73H123L126 77V81L128 82V83H130V82H132L131 84H127V86L128 85H130V86H128V87H133V82H134V80L131 78V77H133L132 75L130 76V73ZM177 71H176V73H178ZM181 72H183V73H181ZM197 72V73H196ZM105 73V72H104ZM134 73V74H133ZM91 74V75H92ZM96 74H95V78H94V80L96 79V78H98L97 76H96ZM101 74V76H102V73H100ZM99 74V75H100ZM106 74V77L105 78H107V79H105V78H103V77H99L100 78V80L102 79L103 80V82H100V83H104V81H105V83L108 81L109 83H110V81H111V79H109L108 77V75ZM127 74V73H126ZM139 74V72L138 73H136L135 75H138ZM196 74V75H195ZM197 74L199 75V78H197ZM61 75H63V74H61ZM88 75V74H87ZM112 75V76H111ZM116 75V76H117ZM183 75H185V77L183 76ZM200 75H201V77H200ZM77 76L79 77V76H81V75H79V74H77ZM76 76V79L78 78ZM86 76V75H85ZM84 76V77H85ZM103 76H105V75H103ZM90 77V76H89ZM136 76H134L133 78H135ZM83 77L81 76V77H79L78 79H79V82L80 81H82L83 79H82ZM99 78H98V81H99ZM130 78H131V81H130ZM136 78H138V77H136ZM203 78V79H202ZM20 79V78H19ZM92 79V78H91ZM90 78H89V80H90V82L93 80H91ZM114 79H112V81L114 80ZM171 79V78H170ZM186 79V80H185ZM18 80V79H17ZM89 80H87L88 82H89ZM93 80V81H94ZM125 80V79H124ZM130 82H129V81ZM54 81V80H53ZM87 81H85V82H87ZM120 81H122V78H121V80ZM126 81H124V83H125V88L123 89V86H122V84H124V83H121L120 82V85H119V83H117L118 85H116V86H118V87H121L120 89L122 90V92H123V94H125V91L124 90H126ZM169 81V80H168ZM185 81V83H183ZM59 81H56V84H55V81H54V83L53 84H55V87L56 86H58L59 85V83H58ZM77 83V81H76V83H77V85L76 84H73V85H76V86H78L80 83ZM83 82V81H82ZM123 82V81H122ZM63 83V82H62ZM84 83V82H83ZM95 83H97V81H95ZM94 83V84H95ZM115 83V82H114ZM114 83H113V85H114ZM67 85H70L69 83H66ZM90 84V83H89ZM89 84H86V85H84V86H87V85H89ZM93 84V83H92ZM97 84H99V82L97 83ZM116 84V83H115ZM82 85V84H81ZM102 86H103V84H101ZM108 83L107 84H105L104 85V87H102V86H100V85H96L95 84V86L97 87H93V88H96V89H98V88H100L101 90H109V89H105V88H109L108 86ZM112 85V82L110 83V88H111V86H112V88L113 87H115V85L113 86ZM166 85V84H165ZM179 85V86H180ZM204 85V86H203ZM211 85V86H210ZM229 85V86H228ZM27 86H30V87H27ZM27 86H25V87H27V88H23L24 90H26V89H30L31 88V84L30 85H27ZM80 86V85H79ZM105 86H107V87H105ZM167 86H170V85H167ZM179 86L177 87V89L179 88ZM236 86V87H235ZM54 86L52 87V88H55ZM70 87H71V85H70ZM92 87H88L87 86V88H92ZM162 87V86H161ZM186 87H187V89H186ZM238 87H240V88H238ZM93 88L92 89H90V90H92V91H95L96 89H94L93 90ZM103 88V89H102ZM116 88V87H115ZM163 88H167L166 90H168L169 91V87H165V86H163L162 88H161V90L163 89ZM169 88V89H168ZM23 89H17L19 92H17V90L15 91L16 93H14V91L13 90H10V91H12L13 93H11L10 91H7V90H0L1 91V93H2V96H3V103L2 102H0L1 104H0V106L1 107H4V109H5V107L8 105L9 106V108H10V106L12 107V105H10V104H13L15 101V98H16V102H17V100H18V102H17V106H23L24 104H25V102H22V100L23 101H26V102H29V103H27L28 105H30V103L32 104V105H34V103H32L33 102V100H34V94H35V90H32L33 89V87L30 89V91L31 92H33V93H31V94H29L28 93V90H26V92L23 90ZM56 89V88H55ZM55 89H53L54 90V94H53V92H50V91H48L49 92V94H48V96H50V97H54L55 95H56V93L57 92H55ZM128 89V88H127ZM164 89V90H165ZM172 89V88H171ZM170 89V91L169 92H172L173 93V89L171 90ZM186 89V90H185ZM202 89V90H203ZM20 90L22 91L23 90V94L20 92ZM103 90V91H104ZM111 90V89H110ZM109 90V91H110ZM116 90V91H115ZM119 88H117V89H114V91L115 92H120V94H121V91L119 90ZM130 90V89H129ZM128 90V91H129ZM204 90V91H205ZM29 91V92H30ZM127 90H126V92H127V94L130 92H128ZM152 91L155 93V91L152 89ZM227 91V95H226V92ZM229 91L231 92L230 93V97H228V94H229ZM5 92L7 93H11V95L10 94H8L9 95V98L8 97H6V95L7 94H5ZM167 92V91H166ZM165 92V93H166ZM1 93H0V95H1ZM4 93V94H3ZM19 93V94H18ZM21 93V94H20ZM97 93V92H96ZM104 93H106V92H104ZM107 93H109V92H107ZM190 93V94H189ZM13 94H15V95H13ZM33 94V96H30V97H32L33 99L31 100V102L30 101H27V100H30V99H27V98H30V97H28V95H32ZM71 94H73V93H71ZM70 94V97L72 98H74L75 96L76 97H78L77 96V94L78 93H74L73 95H71ZM76 94V95H75ZM81 93H79V95H80ZM99 94V93H98ZM101 94V93H100ZM130 94V93H129ZM128 94V97L130 96ZM167 94H168V92H167ZM169 94H171V93H169ZM187 94L185 95V96H187ZM196 94H198V93H196ZM239 94H243L244 96L243 97H241L240 98V96H239ZM7 95V96H8ZM19 96V97H17V96ZM57 95H60L62 98H60V96L59 97H57V96H55V98L57 97V99L58 98H60V100L59 101H61L62 102V100H63V98L65 97H63L60 93L59 94H57ZM64 95H66V98L68 99V96H67V94H64ZM75 95V96H74ZM232 95V96H231ZM2 96H0V99L2 98ZM4 96H5V99H6V103L8 102L9 104H5V102H4ZM12 96V98H10ZM14 96V97H13ZM21 96V97H20ZM27 97L26 99L24 98V97ZM47 96V95H46ZM188 96V97H189ZM196 97H197V95H195ZM194 96V97H195ZM224 96H226V97H224ZM234 96V97H233ZM23 97V98H22ZM69 97V98H70ZM79 97H81V96H79ZM82 97L84 98V95H82ZM125 97H127V95H125ZM127 97V98H128ZM231 97H233L232 99H230ZM7 98L9 99V100H7ZM87 98V97H86ZM89 98V97H88ZM87 98V99H88ZM191 98V97H190ZM208 98V99H207ZM13 100V102H12V100ZM21 99V100H20ZM57 99H55V100H57ZM62 99V100H61ZM81 99V100H80ZM78 98L77 100H76V98H74V100H75V102H77L78 100H80V102L82 101L83 103H84V99H82V98ZM178 99H179V97H178ZM181 99V98H180ZM179 99V100H180ZM193 99V98H192ZM210 99V100H209ZM231 101H230V100ZM244 99V98H243ZM2 100H0V101H2ZM71 100V99H70ZM74 100H71L72 102H70L69 101V99L67 100V101H65L66 103H64V106L67 104V102L68 103H73L74 102ZM100 100V99H99ZM98 100V101H99ZM9 101H11V102H9ZM52 101H54V99H52ZM95 102H96V100H94ZM243 101V102H242ZM16 102H15V104H16ZM20 102V103H19ZM24 103V104H22V103ZM60 102V103H61ZM74 102V103H75ZM81 102V103H82ZM87 104H85L84 103V105L83 104H80V105H82L81 107H83L84 109H83V111H85V113L87 112V107H88V105H90L89 103L90 102H87V101H85ZM179 102V101H178ZM231 102V103H230ZM21 104V105H19V104ZM60 103L58 104V106H60V108H61V106L63 105L62 103V105H60ZM78 103V102H77ZM77 103H75V106H77V107H79L80 108V106L77 104ZM228 103V104H227ZM5 104V106H2V105H4ZM15 104H13V105H15ZM26 104V105H27ZM43 104H45V103H43ZM53 104L55 105V101L51 104L52 106H53ZM77 104V105H76ZM233 104H234V106H233ZM26 105H24L23 107L21 106L20 108L19 107H17L16 105V107H12L13 109H15L16 108V110L15 111H17V110H23V109H26V110H23V112L22 113H20L19 111H17V112H19L21 115V119H22V124L24 123L25 125H27V126H30V127H32L33 128V130H32V132H34L33 133V135H32V137L34 138V140H35V142L37 143V142H41V140L42 141H44V142H42V143H45V141L47 142V140L48 139H50V140H48V141H52V139H54L55 141H57V140H59V138L60 137H63L62 139H64L65 137H66V140L67 141H71V143H75L76 145H80L82 142V140H83V143L82 144H84L85 146L87 145V147H90V146H93V147H98V148H103V146L104 145H106V143L105 144H102V143H104L105 142V140H106V142L108 143L109 142V140L107 141V135L108 134H106V127H104V126H99V125H102L101 124V122H102V120L104 119V115L103 116H100V114H101V110H99V112H96L97 113V115H96V113H95V111H94V114L96 115V116H98L99 115V117H103V119H99L98 117V119H97V121H96V116L92 113V115H94L95 116V118L93 117V119H95L94 120V122L96 121V124L95 123H93L92 122V125L89 123V121L90 120H92L89 116L91 115V113H90V115H89V113L87 112V114H85L84 112H82V110L80 109L79 111H77V107H75V106H71V105H74V104H70V106H67V108H69L70 110H66V106L64 107V108H62V109H64V110H66L65 112H66V114H65V112L64 111H62V112H64L62 115H63V118H61L62 117V115L60 114V113H62L60 110H58V111H56L55 109H58L59 107H57L56 108V105L55 106H53L52 108H54V109H52V110H54V111H52L51 110V113H52V115L54 116V112L56 113V112H58V113H56L57 115H59V116H57L56 114H55V116H57V117H53L52 116V119L55 121V119H57V118H61L60 120L59 119H57L59 122H60V126H59V124H57V120L55 121L56 123L55 124H57V125H54L53 124V126H55V128H56V130H53L52 128H54L53 126L52 127H50L51 128V130L49 129V126L48 127H46V128H48L49 130H50V133H51V135H50V133H48L47 134V132H49V130H47V132H46V128L44 129V130H41V128H40V125L39 124H37V123H35V122H33V124H34V126H32V125H28V123L29 122H27V121H29V118L31 117V115L30 114H28V113H33V112H35V110H33L32 109V106L29 108V109H32L33 110V112H29V111H27V110H29V109H27L26 107H28V106H26ZM86 105V106H85ZM97 105H99L98 103H97ZM226 105H231L232 107H228L227 108V106ZM43 107H44V109L45 108H48V106H47V104L44 106V105H42ZM85 106V107H84ZM224 106V107H223ZM239 106V105H238ZM63 107V106H62ZM228 109H226V108ZM242 107V106H241ZM19 108V109H18ZM21 108H23V109H21ZM33 108H34V106H33ZM71 108H73V109H71ZM76 108V109H75ZM225 108V109H224ZM243 108V107H242ZM2 109L3 108H1V111H2ZM3 109V110H4ZM90 109V108H89ZM32 110H30V111H32ZM74 110V111H73ZM225 110V111H224ZM238 110V109H237ZM241 110V111H240ZM49 111V110H48ZM59 111H60V113H59ZM80 112L79 113V115L77 114V112ZM227 111V112H226ZM243 111L244 110H242V109H239L238 111H236L235 112V117H234V120L236 119L238 122H239V124H241L243 127L242 128H240V129H242L243 130V132L240 130V129H238V132L240 131V135L239 134H235V135H232V134H229V133H227L226 132V130H224V129H219V132H218V134H217V136H216V138H215V140H212V139H210L209 138V136L207 137V133L208 132H206V123L204 124L203 122H205V121H201V119H200V121L197 119V117H199L200 115H198L197 114V112L194 114V117H195V122L197 123L196 124V126H195V124H194V127H198V128H196V129H198V130H196L195 128V130L198 132V134L196 133L195 135H194V137H192L193 139H190V141L187 143V145L188 146H186L185 147V149H182L181 150V148L179 149V147L178 146H176L175 147V145L173 146V147H171V148H169L170 150L169 151H161V150H156L155 151V153H154V151H152V147H153V144H150V145H148V147H149V149H147L148 147L146 146V149L147 150H149V151H147L146 149L143 151V154L141 155L139 152H138V155H139V157H138V155H136V153H137V149H136V151H135V148L136 147H134V148H132L130 145H132L134 142H136L135 140V138H136V135L135 136H133V142H132V139L130 138V136L128 137V138H126V140L123 138V137H121L120 139H122V141H120V142H123V140L126 142L127 140L130 142V140H131V143L132 144H129V143H126L127 144V146H126V144H125V142H123V144H124V146H126L125 148H124V151H122V152H126V150H127V152L128 153H125L124 155H125V157H127V159H128V157H129V159L131 158V155L133 154V155H136L138 158H140V160L138 159V163L140 162V164L141 165H143L144 166V169L146 168V170L145 171H147L149 174H151L150 176H152V177H155L156 178V180L159 178V180H163V182H164V184L163 185H161V188H160V185H159V192H158V194L157 193H155V192H157L158 190H156L155 191V188L153 189V187H151L150 188V190H149V192H148V190L146 191L147 193V195H145V197H146V200H144V199H140V196H138L139 195V193L138 194H136V191H138L139 189H138V185L137 184H134V187H133V185H132V187L130 186V185H128V184H126V185H123V187H121V191L122 192H120V194H121V199H123V202H124V204H123V207H122V211H121V213L120 214H117V215H120L117 219H115L114 218V220H116V221H120V219H121V223L123 224V222H124V225H125V231H127V229L130 227H133V226H135V224H136V226L138 225L137 223L139 222H144V217L146 216H156V215H158L162 210L161 209H163V208H161V207H163L162 206V204H163V202L165 203V200H166V202L168 203V199H169V203H170V200L172 199L173 200V203L174 204H172V205H177V204H180V202H179V200H178V198H181V197H179V195L178 194H176L174 191L175 190H173L174 188L170 185V184H167L168 182H165L166 180L168 181V175H169V173L171 172V170H172V167H174L173 166V164L175 163H177L179 160H183V159H191L193 156H195V155H197L198 154V152H199V150L198 149H200V148H202V149H200V153L197 155V156H200L201 154V157L203 156V149H204V151H205V149L208 147V145L210 146V145H212V146H210L211 147V149L210 150H212V153H211V151L209 150V151H207L208 152V155L210 154V155H213V152L215 151V150H213L212 148H216L217 149V151H218V154H220L219 156H220V160H221V163L223 164L222 166H223V168H224V166H225V168H224V170H223V172H227V173H230L231 175H233V176H236V175H238L240 172L241 173H244V174H246L247 173V175H249V172L251 171V163H253V161L252 162H250L252 159H253V157L255 156V154L257 153V155H256V157H254V159L255 158H257V157H259L261 160H262V163L264 162V156L263 157H260V156H262V153L263 152H261L262 150H260V146H258V143L261 145V143L258 141V139L257 138H255L254 140H252L253 139V136L251 137V136H249V138L247 139V135H249L250 133L248 132V133H245L246 132V129H243V128H245L247 125H246V123H247V120H250L251 121V123L253 122V120H255V121H258L257 119H256V117L257 116H255V115H252V117L250 116L249 117V115L248 114H246L245 113V111H244V113L246 114H244L245 115V117H244V115H243ZM70 112V113H69ZM219 112V113H218ZM19 113H16L17 114V117H19ZM72 113V114H71ZM99 113V114H98ZM26 114V115H25ZM34 114V113H33ZM70 114V117H68V115ZM85 114V116L86 115H88V116H86V117H88L89 119H86V118H83L84 115ZM22 115L23 116H26L25 118H27V116H30L27 120L24 118V117H22ZM81 116V119L78 117V118H75L74 119V117H77V116ZM236 115H238V116H236ZM49 116H51V115H49ZM74 116V117H73ZM254 116H255V118H254ZM64 117H66L67 118V120H64V122H63V120L62 119H65ZM71 117H73V118H71ZM246 117H248V119L246 118ZM72 119V123H73V125L71 124V122H70V120ZM82 118H83V120H82ZM200 118H201V116H200ZM250 118V119H249ZM253 118V119H252ZM18 120H19V118H17ZM20 119V120H21ZM31 119V118H30ZM79 120V122H80V120L82 121L81 123H82V125L78 122V120ZM84 119H85V121H84ZM27 122V124L25 123V121ZM48 120V119H47ZM77 120V121H76ZM88 120V121H87ZM98 120H99V122H98ZM100 120H101V122H100ZM197 120V121H196ZM235 120V121H236ZM31 121V120H30ZM49 121V120H48ZM65 121H68L69 123H70V126H71V129L73 128V127H76V128H73V129H75L74 131H73V129L70 131V126L68 127V125H66L67 123H65ZM83 121H84V125H83ZM220 121V122H219ZM236 121V122H237ZM249 121V122H250ZM255 121H254V125L253 126H255L256 124H257V122L255 123ZM20 122V121H19ZM20 122V123H21ZM32 122H30L29 124H31ZM87 122V123H86ZM98 122V123H97ZM235 122V123H236ZM248 122V123H249ZM62 123H65L64 125H62ZM68 123V124H69ZM78 125H77V124ZM90 124V126L92 127V128H94L95 126L94 125H96V127H100V130H99V128H97L98 130H99V134H101L100 136H99V138H100V140H98V142H97V139H99V138H97L96 136L93 138V135H96L97 133H98V130H96L95 131V129H96V127H95V129L93 130L90 126V128L92 129H88V126H87V132H86V125H89ZM97 124H98V126H97ZM204 124V125H203ZM236 124H238V123H236ZM238 124V128H239V125ZM66 125V126H65ZM79 125H81V127L82 128H84L85 129V131L83 132V129L82 128H80V130H82V131H79L78 129H79ZM252 125V124H251ZM251 125H250V127H251ZM263 126H264V124H262ZM57 126V127H56ZM65 126V128H63V127ZM73 126V127H72ZM79 126V127H78ZM62 127V128H61ZM68 127V128H67ZM101 127L103 128V131L105 130V133L104 134H106V136L103 134V131H102V133L100 132L101 131ZM205 127V128H204ZM248 127L249 126H247L246 128L248 129ZM60 128V129H59ZM78 128V129H77ZM105 128V129H104ZM200 128H203V130H201ZM58 129V130H57ZM64 129V130H63ZM115 129H117V128H115ZM59 130H60V132H59ZM61 130H62V132H61ZM89 130H91V131H89ZM108 130H109V128L107 129V133H108ZM113 130V134L115 135L116 133L115 132H117L118 133V130H114V129H112ZM112 130H111V128H110V130L109 131H111V133H112ZM195 130H194V132H195ZM221 130V131H220ZM229 130H232V128H229ZM44 133H43V132ZM51 131H53V132H51ZM55 131H57L58 132V134L56 135V133H55ZM67 131V132H66ZM76 131V132H75ZM92 131H95L94 132V134L92 135ZM208 131V130H207ZM250 131H251V129H250ZM40 132V133H39ZM42 132V133H41ZM78 132V134H76ZM80 132H83L82 134L80 133ZM39 133V135H37ZM53 133V134H52ZM55 133V134H54ZM241 133L243 134V133H245L244 135H246L247 137H244V135H241ZM40 134H43V135H41L40 136ZM61 134H63V135H61ZM109 134H110V132H109ZM113 134H111V136L112 137H114L113 136ZM118 134H120V133H118ZM118 134H116L117 136H118ZM35 135V136H34ZM45 135V136H44ZM48 135V136H47ZM54 135V136H53ZM61 135V136H60ZM80 137H79V136ZM82 135V136H81ZM91 135H92V137H91ZM133 135V134H132ZM209 135V134H208ZM49 136H51V137H49ZM101 136H104V137H106V139L104 138H101ZM111 136H109V138H110V140H112V141H110L109 143L111 144L112 142H113V144H115L114 143V141L116 142V144L115 145H119V148H123L124 146H122V147H120L121 146V144L119 143V139L117 140V139H115V137L112 139L111 138ZM43 137V138H42ZM57 137H59V138H57ZM79 137V138H78ZM132 137V136H131ZM244 137V138H243ZM251 137V138H250ZM81 138H82V140H81ZM92 138V139H91ZM117 138V137H116ZM119 138V137H118ZM209 138V139H208ZM40 140V141H38V140ZM57 139V140H56ZM61 139V138H60ZM96 141H95V140ZM102 139L104 140V141H102ZM115 139V140H114ZM130 139V140H129ZM257 139V140H256ZM33 140V141H34ZM65 140V139H64ZM114 140V141H113ZM209 140L211 141V142H209ZM216 140H218V141H216ZM258 141V143L256 142V141ZM93 141H94V144H93ZM100 141V142H99ZM101 141H102V143H101ZM118 141V142H117ZM127 141V142H128ZM81 142V143H80ZM98 143V145L96 144V143ZM145 142H146V144L148 143V140L146 139L145 140ZM78 143V144H77ZM91 143L93 144V145H91ZM108 143V144H109ZM119 143V144H118ZM197 143H201V144H197ZM209 143H212V144H209ZM38 144H41V143H38ZM95 144H96V146H95ZM149 144V143H148ZM198 146H197V145ZM90 145V146H89ZM112 145V144H111ZM138 145V144H137ZM136 145V143L134 144V146H137ZM202 145V146H201ZM131 147V149H130V147ZM200 146V147H199ZM105 147V146H104ZM127 147H129V148H127ZM191 147V148H190ZM197 147H199L198 149H197ZM55 148L57 149L56 150V152H54L55 151ZM138 148V147H137ZM40 150L42 149L41 147L39 148ZM53 149H54V151H53ZM53 149H51V154H50V157H48L49 158V160H48V158H47V160H45V161H43L44 163L42 164L43 165V167L42 168H45L44 167V164H45V166H47L46 164H50V166L51 165H55V159H54V157L52 156V158L53 159H51V155L52 154H54L55 153V155H56V153H58L59 154V151L60 150H58V149H60L59 148V146H55ZM129 149H130V153H129ZM63 150H65V149H63ZM61 151V152H64V151ZM121 150H123V149H120V151ZM153 150H155V147L153 148ZM166 150H168V149H166ZM171 150H173V151H171ZM256 150H258L259 152H261V153H258V151L256 152ZM52 151H53V153H52ZM135 151V152H134ZM148 153H147V152ZM152 151V152H151ZM184 151V152H183ZM197 151V152H196ZM202 151V152H201ZM264 151V150H263ZM133 152V153H132ZM210 152V153H209ZM64 153H66V152H64ZM145 153V154H144ZM149 153H150V155H149ZM151 153H153V154H151ZM255 153V154H254ZM19 154H21V155H19V157H21L22 155H23V151L22 152H19ZM25 154V153H24ZM131 154V155H130ZM205 154V153H204ZM207 154V153H206ZM205 154V155H206ZM215 154H216V152H215ZM259 154H261V155H259ZM25 155H27V154H25ZM76 155V154H75ZM127 155V156H126ZM130 155V156H129ZM132 155V156H133ZM146 157H145V156ZM208 155H206V156H208ZM254 155V156H253ZM24 156V155H23ZM24 158H25V156H24ZM27 158L28 157H26L25 158V160L27 161ZM50 159H51V161H50ZM178 159V160H177ZM22 160V159H21ZM28 160H30V159H28ZM52 160H54V161H52ZM174 160H177V162H175ZM260 160V161H261ZM23 161V160H22ZM26 161L24 162V164H25V166H27L26 164H28V166L27 167H29V164L30 163H26ZM259 161V162H260ZM27 162H29V161H27ZM51 162V163H50ZM250 162V163H249ZM255 163L257 162L256 160L254 161ZM53 163V164H52ZM249 163V164H248ZM262 163H260L261 165H262ZM68 164H70V162L68 163ZM174 164V165H175ZM245 164V165H244ZM247 164V165H246ZM254 164V163H253ZM259 164V165H260ZM57 165V164H56ZM243 165V166H242ZM260 165V167H259V169L261 170V176H260V178H258L257 176L252 180L253 181V183L254 182H256V183H258L259 184V182H258V180L262 183V184H264V163H263V165L261 166ZM59 166V165H58ZM254 166H255V164L253 165V167L252 168H254ZM53 167V166H52ZM55 167V169H56V167L57 166H54ZM94 167V171H93V168H92V171H93V173H95V174H93L92 176H90V177H94L96 180H92L91 182H95L96 181V183L98 184V181H101L98 177L100 176V174L99 173H101V171H99V167H98V164H97V166L96 165H94L93 166ZM97 167V168H96ZM245 167V168H244ZM263 167V168H262ZM47 168H49V166H47ZM47 168H45L43 171L44 172H46L47 171ZM96 168V169H95ZM9 169L11 170V167H9ZM9 169H7V170H9ZM247 169V170H246ZM9 170V171H10ZM16 170V169H15ZM15 170H13V171H11V174L12 173H14V174H12L13 176L15 175ZM41 170V171H42ZM98 170V171H97ZM246 170V171H245ZM254 170H255V168H254ZM254 170H252L251 172H254ZM8 171V172H9ZM42 171V172H43ZM229 171V172H228ZM236 171H237V173H236ZM243 171V172H242ZM247 171H249V172H247ZM8 172H6V173H8ZM38 172L40 173V171L38 170ZM41 172V173H42ZM42 173V174H45V173ZM239 172V173H238ZM10 173V172H9ZM17 173V172H16ZM38 173V174H39ZM49 172H47V174H48ZM234 173H236L235 175H234ZM42 174H40V175H42ZM252 174V173H251ZM9 174H7V176H8ZM46 175V174H45ZM98 177H97V176ZM259 175H260V173H259ZM16 176V175H15ZM14 176V177H15ZM184 178L182 179V182L180 183V185H181V189L184 191V193H185V195L187 196V195H189L188 197L190 198V199H192V197H195V198H193L192 199V201L194 202V201H196V198H197V200L198 199H200L199 200V202L197 203V204H199L198 205V207L195 209L196 210V212H197V210H198V214L195 212V214L193 213L194 211H193V209L194 208H191V207H189L188 209H185V207H186V205H185V207H184V211H181V209H182V206H181V209H180V211L178 210L180 207H178V208H176L177 210L176 211H178L177 213H176V211L174 210L173 211V213L175 214H173V216H171V218H168V220H169V223H170V221H171V223L170 224H174L173 223V221H176L175 219H177V221L178 220H180V218H182L181 216L183 215V218H184V216L185 215H191V214H193V215H196L197 214V217H198V215H199V220L196 218V219H194L195 221L196 220H198V221H196L197 222V226H199L200 227V222H201V227H202V225H203V222L202 221H204V220H201L202 218H205L204 216L201 218V216L203 215L202 214V212L203 213H205L206 214V218L207 219H211V222H213V220L214 221H217L218 223H220L219 224V226L218 225H216L217 227H218V229L220 230H218V231H216L217 233H215V234H213L215 231L213 230V233H211V234H213V235H211V238L210 239H207V237L209 236H207V237H205L203 240H201L202 238L201 237H198V236H196L197 237V239L195 240L194 238H196V237H192L194 240H195V242L198 240V243L196 244V245H198V247L200 248V249H196L197 250V252L199 251V250H208V248L210 249V248H214V247H216V249H219V248H226V247H230L229 249H232V255H234V256H237V255H235V254H238L239 252H241L240 250H241V248L239 247V242L241 241L242 243H243V240H247L248 241V244H246V247H245V245H243V246H241L243 249H244V253H245V250H246V253H245V255H248L249 256V258L248 257H246L245 256V260H246V262H247V259L249 260L248 262L249 263H246V264H264V240H262L263 238H264V196L262 195V194H255L254 196L253 195H251V193L250 192H241V194H240V197H238V199H235V196H233L232 197V195L228 198V196L226 197V195H224V196H222V198L221 197H219L218 195L217 196H215V193H209V192H207V190H208V188H207V185H205V183L203 182V181H201V180H197V178L192 174V173H189V172H185V174H184ZM14 177H11V178H13L14 180V182H8V184H13V183H15V181L17 180V179H15ZM98 179H97V178ZM101 177V176H100ZM11 178H10V180H11ZM94 178H91V179H94ZM90 179V180H91ZM186 179V180H185ZM7 180H9V179H7ZM9 180V181H10ZM20 180V179H19ZM18 180V182L20 183V181ZM263 182H262V181ZM250 181V180H249ZM252 181H250V183L252 184ZM5 181H3V183H4ZM22 184L20 185V184H18V186H19V188H22L23 190H24V184H23V181L21 182ZM85 183V184H84ZM83 183V188L84 187H86L87 185H88V187L89 188H91L92 186V184L90 183V181H89V183H88V179H87V181H85ZM95 183V184H96ZM100 183V182H99ZM260 183V184H261ZM0 184H1V181H0ZM5 184V183H4ZM4 184H2V186L3 187H0V188H2V190L5 188V187H7L8 188V186L6 185H4ZM11 184L9 185V188L11 189V191L12 192H14V190H16V192H18V193H16V194H14L15 195V201L17 202V198L20 196V200L23 198V195L24 194H22V193H24L23 191H20V190H22V189H18V186H16V188H14L15 187V185H17V181H16V184H14V187H11ZM87 184V185H86ZM90 184V185H89ZM160 184H162V183H160ZM255 184V183H254ZM257 184V185H258ZM23 185V186H22ZM137 185V186H136ZM256 184H255V186H257ZM173 188H171V187ZM258 186H260V185H258ZM264 186V185H263ZM86 188L87 190H89V188ZM162 187H163V189H162ZM6 189V190H8V191H6L5 189L3 190V191H0V194H2V195H0V197H1V200H3L5 197H7V198H10V196L12 195V193L10 194L9 193V191H10V189ZM263 188V187H262ZM134 189V190H133ZM264 189V188H263ZM134 191V194H135V196L137 197H134V195H132L133 194V191ZM153 190V191H152ZM10 191V192H11ZM131 191H132V193H131ZM2 192V193H1ZM19 192H21V193H19ZM152 192H154V193H152ZM209 193V194H208ZM19 196H18V195ZM154 194H157V197L154 195ZM211 194V195H210ZM14 195H12V197L14 196ZM178 195V196H177ZM5 196V197H4ZM9 196V197H8ZM151 196V197H150ZM159 196V197H158ZM164 196H165V198H168V199H165V200H163L164 199ZM11 197V198H12ZM22 197V198H21ZM163 197V198H162ZM220 198V202H218L217 200V198ZM7 198L5 199V200H7ZM10 198V199H11ZM103 198H105V196H103ZM138 198L140 199V200H138ZM148 198H150L151 200H152V203L150 202L151 200L149 199V201H147L148 200ZM154 198V199H153ZM157 198V199H156ZM236 198H237V196H236ZM190 199L187 201V203H188V206L190 205V202H192V201H190ZM195 199V200H194ZM242 199V200H241ZM0 200V201H1ZM18 201L19 203L21 202V201ZM143 200H144V202H143ZM161 202H160V201ZM181 200V199H180ZM237 200V201H236ZM10 201H12V199L11 200H9V201H5L6 202V204L9 202V203H12V202H10ZM122 201V200H121ZM237 202V204H236V202ZM3 201H1L0 202V205H3V203H2ZM16 202H14L12 205L14 206V204L16 203ZM17 202V204H19ZM147 203V208H146V206L144 207L143 205L144 204H146ZM155 202V203H154ZM192 202V203H193ZM241 202V203H240ZM2 203V204H1ZM23 203L24 202H21V205L23 206ZM144 203V204H143ZM149 203V204H148ZM150 203H151V206H148V205H150ZM154 203V204H153ZM162 203V204H161ZM172 203V202H171ZM171 203H170V205H171ZM176 203V204H175ZM183 203H186V202H183ZM191 203V204H192ZM195 203V202H194ZM196 203H195V206H196ZM220 203V204H219ZM239 203V204H238ZM141 204V205H140ZM4 205H5V203H4ZM11 205V204H10ZM10 205H7V206H10ZM11 205V206H12ZM20 205V204H19ZM17 205L18 207V209L17 208H14L15 210H18V212L20 213V209H23V207L20 205ZM183 205V204H182ZM237 205V206H236ZM239 205V206H238ZM10 206V207H11ZM12 206V207H13ZM184 206V205H183ZM187 206V207H188ZM192 206V205H191ZM2 207H4V206H2ZM14 207H16V205L14 206ZM186 207V208H187ZM8 208L9 207H7V209H6V207H5V209L6 210H8ZM20 208V209H19ZM24 208H26L25 206H24ZM192 209V211H191V213L189 214V209ZM12 208H10L8 211H10ZM15 210H12V211H10V212H12L11 213V215H9V216H12V214L15 212V214H16V212L17 211H15ZM164 210H165V208H164ZM173 210V209H172ZM185 210H187V211H189L187 214H185ZM200 210V211H199ZM24 211V212H23ZM23 211H21L22 213H21V215H22V218H23V216L25 217V215H23V213L24 214H26L25 212H27V211H25L24 209H23ZM171 211V210H170ZM202 211V212H201ZM17 212V213H18ZM132 213V214H131ZM183 213V214H182ZM129 214H130V216H133V217H130L129 216ZM182 214V215H181ZM159 215H161V214H159ZM172 215V214H171ZM179 215H181V216H179ZM193 215H191V216H188V218H186L187 220H189V217L191 218V220L193 219ZM6 217H7V215H5ZM15 216V215H14ZM127 216V217H126ZM121 217V218H120ZM128 217H129V219H128ZM145 217V218H146ZM162 217V216H161ZM170 217V216H169ZM196 217V216H195ZM194 217V218H195ZM4 218V217H3ZM9 218V217H8ZM7 218V219H8ZM120 218V219H119ZM124 218H125V220H124ZM147 218H150V217H147ZM13 219V218H12ZM15 220H16V222H12V220L10 221L11 223H17V221L19 222L20 220L17 218V217H15L14 218ZM14 219H13V221H14ZM144 219V220H143ZM156 219H158V220H156L157 222H159L160 221V223H161V221H163V220H161L160 219V216H159V218L158 217H156ZM163 219V218H162ZM185 219V220H186ZM23 220H24V218H23ZM167 220V221H168ZM194 220H192V222L193 223H191V221H190V223H191V225L190 226H192V225H196V224H194L195 223V221ZM263 220V221H262ZM7 221V220H6ZM27 221H28V219H27ZM26 221V219H25V221L24 222H27ZM123 221V222H122ZM155 221V222H156ZM208 221V220H207ZM24 222H22V223H24ZM38 222L39 221H37L36 223L38 224ZM156 222V223H157ZM208 222H210V220L208 221ZM217 222L215 223V224H217ZM238 222V223H237ZM8 223V222H7ZM40 223V225H42V223H41V221L39 222ZM155 223V224H156ZM160 223H157V224H160ZM187 223V222H186ZM189 223V222H188ZM198 223H199V225H198ZM204 223L206 224L207 222L206 221H204ZM238 224V226H235V225H233V226H231L232 224ZM20 224V223H19ZM29 224H30V222H29ZM29 224H27V226L29 225ZM121 224V225H122ZM168 223L166 222V225H167ZM204 224V225H205ZM250 224V225H249ZM17 225H18V223H17ZM22 225V224H21ZM25 225H26V223H25ZM34 226V224H32L31 223V226ZM36 225V224H35ZM39 225V224H38ZM39 225V226H40ZM203 225V226H204ZM211 225H213L214 226V224H211ZM226 225H228L229 227H227ZM24 226V225H23ZM27 226H25V227H27ZM30 226V225H29ZM37 226V225H36ZM38 226V227H39ZM128 226V227H127ZM169 226V225H168ZM167 226V227H168ZM187 227H188V225H186ZM216 226H214V229L216 230ZM224 226H226V228H228L229 230L231 229V228H233L234 230H232V231H229L228 230V232H229V234H228V232H227V234H226V230H225V228H224ZM21 227V226H20ZM20 227L18 226V231H20L21 229H20ZM25 227H22L23 229L25 228ZM37 227V229H39L40 227H42V226H40L39 228ZM157 227V226H156ZM166 227V226H165ZM167 227L166 228H161L160 227V230L158 229L157 230V228L156 229H154L155 231H153V233H152V235H151V241L152 242H155L156 244H158L157 242H159V240H160V238L161 237H159L163 232L162 231H164V230H166L167 229ZM170 227V226H169ZM30 228V227H29ZM32 229L33 228H35V227H31ZM31 228H30V231H28V232H31ZM129 228V229H130ZM190 228V227H189ZM23 229L21 230V232L23 231ZM27 229H28V227H27ZM40 229H44V224H43V228H40ZM128 229V230H129ZM173 230V228H169V230ZM213 229V228H212ZM212 229H209V230H211L212 231ZM221 229H223V230H225V232L222 230L221 231ZM36 230V229H35ZM63 230V232L65 231V229H62ZM168 230V231H169ZM235 230L240 234V238H242V239H240V241L238 242L236 239V241H234V240H232V243H231V238L233 237V235L232 234H234V233H231V232H235ZM167 231V230H166ZM165 232V231H164ZM236 232V233H237ZM127 233V232H126ZM124 234V235H129V234ZM231 233V234H230ZM235 233V234H236ZM63 234V233H62ZM65 234V233H64ZM164 234V233H163ZM163 234H162V236H163ZM234 234V235H235ZM238 234V235H239ZM260 236H259V235ZM5 235V234H4ZM4 235H2V236H0V239H2L3 240V236ZM237 234H236V236H238ZM6 236V235H5ZM5 236H4V238H5ZM63 236V235H62ZM66 236V235H65ZM236 236H235V238H236ZM263 238H262V237ZM2 237V238H1ZM8 237V236H7ZM7 237H6V239H7ZM11 237V235L8 237V239ZM167 237V236H166ZM252 237H254V238H258L259 240H262V242H263V247H262V249L261 250H259V252H258V254H259V256H258V254L256 253V251H255V245H254V241L256 240H253V241H251L252 240ZM59 239V241L58 242H60V240L62 239L61 238V235H60V237H58ZM63 238L65 239V237L63 236ZM67 238V237H66ZM68 238H70V237H68ZM68 238L67 239H63L62 241H63V247H65L66 248V246H64L65 245V243L64 242H66L67 243V240H68ZM165 238V237H164ZM192 238H190V240H189V243H192V242H190L191 240H192ZM8 239L7 240H3L4 242H6L7 243V241H8ZM166 239H167V241H166ZM166 239H162L160 242H162V241H164L163 242V244L169 249L171 246H173V245H171L169 242H168V237L166 238ZM205 239H206V241H205ZM2 240H0V242L2 241ZM70 241H69V244L68 245H70L71 244V238L69 239ZM2 241V244H4V242ZM10 241V240H9ZM61 241V242H62ZM132 241H134V240H130V242H132ZM193 241V240H192ZM233 241H234V243H233ZM251 241V242H250ZM140 242V241H139ZM5 243V245H7ZM167 245H166V244ZM1 244V243H0ZM163 244L162 243H159L158 245H162V248L164 247L163 246ZM237 244V247H235V249H234V246ZM241 244V243H240ZM67 245V244H66ZM68 245H67V247H68ZM168 245L170 246V247H168ZM4 246V245H3ZM60 246H61V244L59 245H57V248L59 249L60 248ZM8 247V246H7ZM7 247L5 246V247H3V248H6V249H4L5 251L7 250ZM62 246H61V248H60V250L63 248ZM161 247V246H160ZM219 247V248H218ZM9 248H11V247H9ZM9 248H8V250H9ZM57 248H56V250H57ZM166 248V250L168 251H166V250H164L163 252L166 254V255H163V256H165V258L164 259H162L163 260V262L164 261H166V262H162L163 264H176V261H177V263L179 262V260H180V262L181 261H185L186 259H185V257L184 256H182V255H176V251L174 250V248H173V250H172V248H171V251L170 250H168ZM207 248V249H206ZM239 248V250H237ZM247 248V249H246ZM165 249V248H164ZM212 249L209 251V254L211 253V251H212ZM3 250V251H4ZM11 250H12V248H11ZM15 249H13L12 251H14ZM60 250H57V251H60ZM62 250H64V248L62 249ZM66 250V249H65ZM226 250H227V248H226ZM234 250V251H233ZM4 251V255H6L5 253H7V252H5ZM16 251V250H15ZM166 251V252H165ZM175 251V254L173 253ZM236 251H238V253L236 252ZM22 252H24L25 253V251H22ZM170 252V253H169ZM236 252V253H235ZM243 252H241L242 254L241 255H243ZM13 252H11L10 253V250H9V253H7V255L8 256H5V257H11V255L10 254H12ZM22 254V255H25V257H23V256H21V254L19 255V256H21L20 257V259L23 257L24 259L23 260H25V258H26V253L25 254ZM168 253H169V255H168ZM195 254H197L196 252H194ZM206 253H208V251L206 252ZM2 252L0 253V264H3L2 263V261H4L5 260V257L3 258V259H1L2 258ZM199 254V253H198ZM240 254V253H239ZM238 254V255H239ZM199 255H201V254H199ZM208 254H204L203 256H207ZM13 256H15L14 254L12 255V258L14 259V257ZM175 256H177L178 258H176ZM186 256V255H185ZM181 257V258H180ZM183 257V258H182ZM16 258H17V254H16ZM19 258V257H18ZM171 258V259H170ZM174 258V259H173ZM176 258V259H175ZM201 258H202V255H201ZM247 258V259H246ZM20 259H19V261H20ZM167 259V260H166ZM9 260H11V259H9ZM9 260H8V262H9ZM26 260H27V258H26ZM7 261V259L5 260V262L4 263H7V264H9L8 262H6ZM12 261H14V260H11L10 261V263H12ZM18 260H16V262H17ZM18 261V262H19ZM168 262V263H167ZM172 262V263H171ZM21 263H25V261H23V262H21ZM182 263V262H181ZM12 264H14V263H12ZM178 264H180V263H178ZM243 264V263H242ZM244 264H245V262H244Z\"/></svg>",
	"mask_w": 264,
	"mask_h": 264
}]
</instances>
